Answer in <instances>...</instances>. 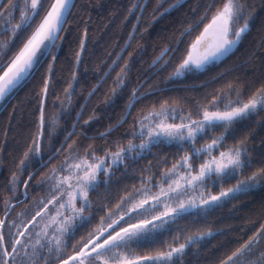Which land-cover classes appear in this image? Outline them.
Masks as SVG:
<instances>
[{
    "label": "trees",
    "instance_id": "obj_1",
    "mask_svg": "<svg viewBox=\"0 0 264 264\" xmlns=\"http://www.w3.org/2000/svg\"><path fill=\"white\" fill-rule=\"evenodd\" d=\"M23 1L2 0L0 15L12 3L13 13L6 23L16 25ZM237 1L235 23H245L247 29L227 56L197 70L181 67L183 59L191 42L226 0H146L144 4L143 0H75L48 56L0 113V211L1 203L21 196L28 175L49 156L25 184L28 202L43 193L48 174L43 173L56 169L68 156L95 162L137 141L138 124L150 109L171 105L198 118L212 105L225 104L226 98L237 102L264 99V0ZM50 2L38 0L43 9ZM20 28L11 29V34L9 30L0 33L8 38L1 67L25 42L26 36H21L24 27ZM131 32L120 58L88 97L74 130L64 140L85 97ZM217 134L223 135L220 148L240 150L246 170L241 182L253 176L257 186L232 193L222 204L200 209L199 214L177 215L164 229L143 239L144 243L130 241L124 248L127 254L138 249L156 254L185 245L183 252L160 264H228L255 241L245 264H264V105L218 129ZM182 153L179 146L157 141L113 166L110 178L101 177L90 191L95 227L107 213H115L124 196L156 180ZM196 236L199 238L192 240ZM43 251L37 255L45 260Z\"/></svg>",
    "mask_w": 264,
    "mask_h": 264
},
{
    "label": "rangeland",
    "instance_id": "obj_2",
    "mask_svg": "<svg viewBox=\"0 0 264 264\" xmlns=\"http://www.w3.org/2000/svg\"><path fill=\"white\" fill-rule=\"evenodd\" d=\"M22 5L18 16H16V25L6 23L7 19L9 20L10 18L9 14L13 13L11 11L12 3L7 13H1L0 15V33L1 31L9 30L11 34V29L18 30L21 26L24 27L21 36L22 38L26 36V39L17 49V52L32 36L49 7L48 6L46 9H43L41 6L39 7L38 0H24ZM238 12V1L226 0L225 4L217 10L206 24L214 18H218L223 22L226 20V41L230 43L235 37H237L239 41L241 33L247 29V26L245 23H240L238 25L235 23ZM26 32L27 35H25ZM7 39L0 37V59L2 54H5L7 51ZM17 44H19V42H16V45ZM17 52L12 54V57ZM216 59L217 58H206L198 61L196 64L186 66H192L197 70H201L204 66ZM182 66L181 64V67ZM2 68L3 66L0 68V71ZM228 99L229 98H226L227 101L225 100L226 102L225 104L223 103V105H212L210 109H205L199 114L198 118L191 117L177 107L171 105H164L158 109H150L145 114V118L143 117L138 124L136 135L139 138L137 141L134 140L129 142L123 149L119 148L112 154L107 155V157H102L95 162H91L84 157H74L70 155L56 169L45 171L43 176H45L46 173L48 174L43 181V193L37 194L32 198L31 202L38 207L40 204L46 202V200H49L53 205L48 207L47 210L38 216L34 223L28 226L24 235V238L28 239V241H25L21 246L19 256L29 258L33 255H37L42 249L49 247L48 245H50V247L55 246V244L57 245V241L63 237L65 230L68 229L71 218L78 215L81 217L79 214L80 209H76V211L73 210L72 212L70 211L69 214L67 213V216L63 215V210L66 207L69 208V206L71 207L74 204H78V201H81V203L85 202V198L88 195L86 190L93 185L94 182L95 184L98 183L101 175L100 172L104 171L105 179H107L113 166L117 167L124 159L127 160L132 153L138 155L142 150L147 149L151 143L161 141L167 144H175L183 148V153L175 159V162L171 166L160 174V178L158 177L159 179H156L157 181L154 180L156 181L154 186L153 184H149L154 181H148L144 184L145 186L143 188L140 187L141 189L139 188L140 190L136 193L126 197L122 205L116 209L115 213L111 211L107 213L106 217L100 220L95 227V233L101 228H104L121 213L131 208L138 207L141 204H143V207L130 214V221L138 218H140L138 219L139 221L147 220L168 212L173 213L148 226L145 230L136 235L127 237L122 242L96 254L95 264H118L120 262H131L129 264H160L162 259L169 261L173 256L172 254L179 251V249L185 248V245L173 247L169 251L156 254L149 253V251H145L144 249H136L137 251L135 253L132 252V254L129 255L125 252L126 250H124V248L128 243H131L130 241L136 240L135 242L142 244L145 240H140L148 231L155 232L158 227L162 228L166 223L172 222L178 214L195 208L197 210H203L206 207L213 208L225 202L224 200L229 198L230 194L241 189H248L247 187L257 186L258 179L253 176L241 182L245 180L246 170L243 168L240 161V150L238 148H232L231 146L220 148L219 140H221L223 135H216L218 130L213 131L210 128L219 127L220 124L225 126L226 123L232 121L233 118L236 119L256 109L258 106L264 105V99L260 96L250 99L247 102H237L236 100ZM222 113L235 114L219 122L206 119L209 115ZM210 135L214 136L212 141L207 139V136ZM46 161L47 159L40 163H45ZM26 181L27 180H25V182ZM217 185H220L221 189L218 188ZM20 197L21 196H19V198ZM23 222H20L19 229L27 224L23 226ZM211 233V231L207 232V234ZM195 238H199V236L193 239ZM253 243L255 244V241L240 250L228 264H235L236 261L238 264H245V258L248 252L254 247ZM28 246L29 248H27ZM181 252L183 251L181 250L179 253ZM168 255L170 256L168 257ZM164 256L166 258H164Z\"/></svg>",
    "mask_w": 264,
    "mask_h": 264
},
{
    "label": "water",
    "instance_id": "obj_3",
    "mask_svg": "<svg viewBox=\"0 0 264 264\" xmlns=\"http://www.w3.org/2000/svg\"><path fill=\"white\" fill-rule=\"evenodd\" d=\"M2 0H0L1 3ZM75 0H52L50 3L43 19L40 24L32 34V36L28 39V41L19 49V51L11 58V60L2 68L0 71V113L7 106V104L12 100L15 94L20 90V88L34 75L38 67L44 61V59L48 56L49 52L55 45V42L64 26V23L68 17V14L74 4ZM146 0H143V4ZM142 4V5H143ZM227 32V22L226 20L221 21L218 18L211 19V21L206 24L199 35L195 38L191 47L188 50V53L182 63L183 66L196 64L198 61L209 58H217L216 60H220L227 56L238 43L237 37L228 43L226 40ZM132 37V32L129 34L125 44L118 52L117 56L111 62L107 70L104 72L103 76L97 82V84L90 90V92L85 97L76 117L74 123L66 134L64 140L69 136L72 132V129L80 115V112L87 101L88 97L93 93V91L97 88V86L104 80L107 76L108 72L112 69V67L116 64L118 59L120 58L122 52L128 45L130 39ZM45 99V90L43 91L41 98V106H40V116H39V133L37 140V148L39 144V140L42 133V109ZM132 101L128 105L125 115L126 116ZM235 113H222V114H214L209 115L206 119L209 121H220L225 119L226 117L233 116ZM123 117V118H124ZM64 142V141H63ZM62 142V143H63ZM49 156L47 159H49ZM43 163H40L38 167H40ZM36 168V169H37ZM35 169V170H36ZM33 170L27 177L26 180L34 173ZM26 182L24 183L21 189V198L17 201L13 202L8 211L2 216L0 220V243L2 249L4 250L2 243L1 230L3 227V223L5 221V217L8 214L10 208L16 204H19L25 199V187ZM143 207V204L138 207L131 208L126 212L121 213L118 217L113 219L109 224H107L104 228H101L99 231L95 233V237L86 243L84 246L80 248V250L71 255L69 258L60 262L58 264H68L73 262L74 260H79L82 257L87 256L88 254L95 251V255L107 250L111 246L118 244L125 240L127 237H131L136 235L137 233L145 230L148 226L158 222L159 220L171 215L173 212H168L163 215H158L156 217H152L147 220H140L128 225H125L121 228L116 229L114 232L110 231L115 228L124 218L129 216L132 212L137 209ZM40 214L37 213V216ZM33 222V219L29 221L20 232L19 237L17 238L14 245L18 243L23 233H25L28 226ZM95 243V247L91 249V246ZM15 247V246H14ZM7 257V256H6ZM135 262V261H134ZM133 262V263H134ZM131 262H120L118 264H129Z\"/></svg>",
    "mask_w": 264,
    "mask_h": 264
},
{
    "label": "flooded vegetation",
    "instance_id": "obj_4",
    "mask_svg": "<svg viewBox=\"0 0 264 264\" xmlns=\"http://www.w3.org/2000/svg\"><path fill=\"white\" fill-rule=\"evenodd\" d=\"M233 120H235V119L233 118ZM214 122H219V121H214ZM230 122L231 121L226 123L225 126L223 124H220L219 127H213L210 129L214 131V130H218V129L222 128L223 126L225 128L226 126L229 125ZM209 138H210L209 140L212 141V138L211 137H209ZM221 140H222V138H221ZM221 140H219L220 143H221ZM41 162H43V161H41ZM45 163H43L42 165H44ZM100 174L101 175L103 174L102 176L100 175V177H99L100 179H101V177H105L104 171H101ZM111 174H112V171L109 172L107 179L110 178L109 176H111ZM100 179H99L98 183L100 182ZM27 181H26V183H27ZM156 181L150 182L149 184H153V186H154V183ZM146 183H144V184H146ZM144 184H142L140 187L143 188L145 186ZM96 185L97 184H95V182H94V184L91 185L86 190L88 195L85 198L84 203H81V201L80 202L78 201V204H74L71 207L69 206V208L66 207L63 210V215L67 216V213L69 214L70 211L72 212L73 210L76 211V209H78V210L80 209L79 214L81 215V217H79L78 212H77L78 216L71 218V221L69 222V225H68V229L65 230L63 237L57 241V245L55 244V246H53V247H50V245H48L49 247L44 249V251L42 253L44 254L43 256H45V260L41 255H35L34 256L32 254L33 256L29 257V258H24V257L19 256L21 246L25 243V241H28V239L24 238L25 233H23V235L21 236L18 243L16 245H14L17 238L20 235V232L22 231V228H23L22 227L21 229H19L20 222L21 221L23 222L25 220L23 222L24 223L23 226H24L26 223H28L29 221H31L33 219L32 223H34L35 220H37V218H38L37 213L41 214L45 210H47L48 207L53 205L52 202L47 200L46 202H44L43 204H40V206L37 207L36 204H33L30 201L28 202V193L25 192L24 201L19 203V204L12 206L10 208L8 214L5 217V221L3 223V227L1 230L2 243H3L4 250L2 249V246L0 243V264H20V263L21 264H58L60 262H63L67 258H69L71 255L77 253L82 246H84L86 243H88L90 240H92L95 237V204L91 201L90 191L95 190ZM217 187L221 189L220 185L219 186L217 185ZM139 188L137 189V191L141 189V188L140 189ZM24 189H25V187H24ZM137 191H135V193ZM20 195L22 196L21 193H20ZM130 195H132V193ZM130 195H128V196H130ZM128 196H124L123 200ZM20 198L17 197L16 199H12V200H9L5 203L4 202L1 203L2 204L1 206L3 209L0 211V220L2 219V216L8 211L9 206L13 202L17 201ZM123 200H122V202H124ZM122 202H121V204H122ZM210 208L206 207L205 209H210ZM189 211L194 213V214H199V209L197 210L196 208L189 210ZM189 211H187V212H189ZM130 219H131L130 215L127 216L126 218H124L115 228H113L110 231V233L114 232L116 229L121 228L125 225H128L132 222L139 221L138 219H140V218L135 219L133 221H130ZM167 225H169V222L166 223V225H164L162 228L158 227L155 231H158L160 229H164ZM152 233H154V232L148 231L142 237V239L140 241H143V239H145L147 236L152 235ZM193 240H195V239H193ZM190 241L191 240H189V242ZM54 243H56V242H54ZM135 243L139 244L137 242H135ZM181 246L182 245H180L178 247H181ZM94 247H95V243L91 246V249ZM27 248H29V246ZM185 248L179 249V251H177L176 253L174 252L172 254L173 256L171 257V259L174 256L178 255L179 252L181 250L183 251ZM50 250H52V251H50ZM169 256L170 255H168V257ZM164 258H166V257L164 256ZM165 261H166L165 259H162L161 263H163ZM68 264H95V251L88 254L85 257H82L79 260H74L73 262H70Z\"/></svg>",
    "mask_w": 264,
    "mask_h": 264
}]
</instances>
